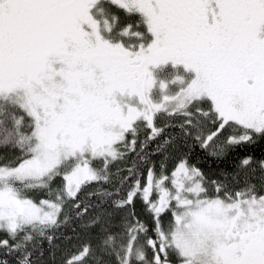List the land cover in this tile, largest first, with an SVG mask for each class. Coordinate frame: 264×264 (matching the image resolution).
<instances>
[{"label":"snow or ice","instance_id":"obj_1","mask_svg":"<svg viewBox=\"0 0 264 264\" xmlns=\"http://www.w3.org/2000/svg\"><path fill=\"white\" fill-rule=\"evenodd\" d=\"M260 146L264 0H0V264H264Z\"/></svg>","mask_w":264,"mask_h":264},{"label":"trees","instance_id":"obj_2","mask_svg":"<svg viewBox=\"0 0 264 264\" xmlns=\"http://www.w3.org/2000/svg\"><path fill=\"white\" fill-rule=\"evenodd\" d=\"M250 151L251 154L257 158L264 156V146L256 147ZM241 155H243V153H241ZM192 162L197 163L199 167L203 168L206 172H210V174H219L221 170H226L229 172L233 171L237 163V159L234 156H229L223 161H214L211 158H203V153L197 148L192 156ZM64 231L67 236L73 235L71 227H68ZM57 243H59L61 247L67 246L66 241L64 240H58ZM45 247H47L46 244ZM45 259H47V256ZM58 260L59 253H57V261Z\"/></svg>","mask_w":264,"mask_h":264}]
</instances>
